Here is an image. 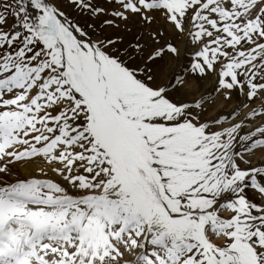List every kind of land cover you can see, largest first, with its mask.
<instances>
[{
	"label": "snow or ice",
	"instance_id": "snow-or-ice-1",
	"mask_svg": "<svg viewBox=\"0 0 264 264\" xmlns=\"http://www.w3.org/2000/svg\"><path fill=\"white\" fill-rule=\"evenodd\" d=\"M0 264H264V0H0Z\"/></svg>",
	"mask_w": 264,
	"mask_h": 264
},
{
	"label": "rangeland",
	"instance_id": "rangeland-1",
	"mask_svg": "<svg viewBox=\"0 0 264 264\" xmlns=\"http://www.w3.org/2000/svg\"><path fill=\"white\" fill-rule=\"evenodd\" d=\"M133 31L134 32L136 31L135 26H133ZM106 34H113L114 35L115 33H112L111 29H106ZM120 35L124 36L125 41H127L128 39H131V36L126 35L123 32L120 33ZM177 46L180 47L181 45L178 44ZM187 58H190V54H189V57H187ZM173 66H174V64L167 62V58H166L165 71H167L168 68L173 67ZM203 87H204L205 90H211L212 88H214V80H213V78L209 77L208 79L204 80L203 81ZM213 99H215L216 110L210 113V115H212V116H215L217 114V112H222L224 115H226L227 114L226 110L228 109V107L229 108L230 107L235 108L237 106V104L235 105V103H231V104H228V105L225 106L221 102H219L220 101L219 99L217 100V97H214ZM209 103L211 104V100L209 101ZM222 105H223V107H222ZM217 108H219V109H217ZM223 110H225V111H223ZM244 111H247V109H245ZM224 215L227 216L228 213H224Z\"/></svg>",
	"mask_w": 264,
	"mask_h": 264
},
{
	"label": "bare ground",
	"instance_id": "bare-ground-1",
	"mask_svg": "<svg viewBox=\"0 0 264 264\" xmlns=\"http://www.w3.org/2000/svg\"><path fill=\"white\" fill-rule=\"evenodd\" d=\"M190 51H191V49L189 50V54H190ZM213 89V88H212ZM219 98L217 97V100H218ZM220 102V101H219ZM221 104V103H220ZM236 105V104H235ZM219 106V105H218ZM222 107H223V105H222ZM237 107V106H236ZM235 107V108H236ZM235 108H233V107H228V109L226 110V115H230V113L235 109ZM217 109H219V108H217ZM223 111H225V110H223ZM246 112V111H245ZM242 115V114H241Z\"/></svg>",
	"mask_w": 264,
	"mask_h": 264
}]
</instances>
